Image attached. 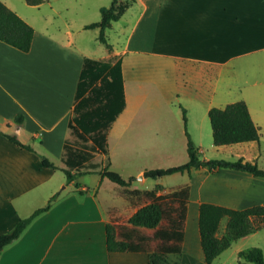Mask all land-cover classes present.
Wrapping results in <instances>:
<instances>
[{"label": "crops", "instance_id": "1", "mask_svg": "<svg viewBox=\"0 0 264 264\" xmlns=\"http://www.w3.org/2000/svg\"><path fill=\"white\" fill-rule=\"evenodd\" d=\"M42 4L29 6L40 9ZM136 7L139 12L130 26ZM15 12L35 33L27 52L0 41V131L15 135L31 150L0 134V235L13 231L19 220L46 206L55 194L57 198L18 239L0 250V264H152V253H162L163 264H184L187 258L206 264L199 229L201 204L233 209L264 206V177L234 169H193L184 172L191 177L189 183L166 188L159 182L154 197L148 193L156 187L140 188L131 182L124 187L121 204L102 205L100 187L91 192L78 178L66 183L63 145L71 136L69 123L86 57L112 65L121 60L126 106L107 132L104 155H111L113 162L128 160L136 147H142V157L160 155L166 151L158 147L181 142V132L187 139L183 109L209 117L211 108L226 106L229 102L221 100L226 90L219 91L220 83L235 75L254 79L242 90L238 87L239 99L247 103L262 138L264 79L255 76L264 71V0H132L108 28L116 34L112 49L105 47L98 57L84 42L82 32L90 23L82 22L77 30L67 24L51 32ZM31 18L37 22L35 13ZM19 115L21 124L15 121ZM246 143L251 145L237 150V159L257 162L254 146L260 143L239 144ZM43 158L55 168L44 166ZM145 170L138 173L144 182ZM103 182L100 179L99 185ZM186 187L190 197L181 243L151 240L158 231L169 230L163 220L156 228L129 223L141 207L161 203L166 194ZM126 190L130 198L124 195ZM172 220L179 218L174 215ZM107 225L115 228L118 240L131 238L136 248L109 251Z\"/></svg>", "mask_w": 264, "mask_h": 264}, {"label": "trees", "instance_id": "2", "mask_svg": "<svg viewBox=\"0 0 264 264\" xmlns=\"http://www.w3.org/2000/svg\"><path fill=\"white\" fill-rule=\"evenodd\" d=\"M46 0H26L30 5H39ZM119 0H113L109 7L101 9V20L90 23L85 29H99V41L109 50L112 49L106 35L111 22L117 21L124 13L125 7ZM35 29L15 11L10 9L0 0V41L11 45L23 52L30 50ZM126 106L124 80L122 76L121 60L114 65L110 62L86 57L83 61L75 104L70 118V138L63 145L62 162L67 183L87 173H100L102 178L129 187L132 180L124 179L118 172L108 167H100L95 162V155L108 153L107 132L111 124ZM185 133L188 139L187 152L189 160L181 165L167 169H148L143 176L157 179L174 173L191 172L193 169L207 168L210 171L220 169H234L248 172L257 177H264L262 169L256 161H247L244 158L236 160L226 159H200L199 148L194 144L188 129L185 109H183ZM209 119L212 128L213 144L217 147L228 146L245 142H258L261 140L260 128L252 119L247 103L243 100L229 103L224 107H213L209 110ZM19 124L23 122V115L15 118ZM10 142L20 148L31 150L29 145L23 144L15 135L0 131ZM46 167L55 168L48 159L43 158ZM81 190L82 185L75 183ZM159 189L156 187L148 195L154 197ZM189 188L186 187L172 194L181 208L178 222L172 221L170 230L158 231L151 240L164 243H181L183 233L181 225L185 219L186 205L189 203ZM55 194L42 208L35 210L29 217L19 220L13 231L0 235V250L18 239L30 223L41 213L47 211L54 200ZM165 215L162 203L154 201L138 209L129 219L133 226L156 228ZM227 217V233L219 237L218 230L222 219ZM264 227V206L254 205L245 209H233L211 203H202L199 208V229L201 246L206 264H213L215 259L231 247L238 239L246 237ZM144 241L146 239H139ZM107 247L109 251H126L135 249L132 239L118 240L116 230L112 225H107ZM246 263L264 264V252L260 248H252L240 252ZM152 264H163L165 257L162 253L150 255Z\"/></svg>", "mask_w": 264, "mask_h": 264}, {"label": "rangeland", "instance_id": "3", "mask_svg": "<svg viewBox=\"0 0 264 264\" xmlns=\"http://www.w3.org/2000/svg\"><path fill=\"white\" fill-rule=\"evenodd\" d=\"M2 1L4 3L7 2L10 4L14 8V11L16 10L20 12L22 16L28 18V20H30V22H32V24H34L37 28L44 30L48 28L49 31L55 32L58 28L64 29L67 24L71 25L72 29L77 30L82 22L91 23L100 21L101 9L103 7H109L113 0H46L41 5L40 9L29 6L26 0ZM131 1L132 0H125V2H121V8L125 7L126 10L127 5L129 2L131 4ZM29 11H31V13ZM32 12L37 15V22L33 21L31 18ZM138 12V7H136L130 13V26L135 22ZM82 33H84V42L91 50L96 51L95 56H101V51H104L106 46L99 41V35L97 34L96 30L88 29L84 30ZM107 39L109 43L116 41V34L114 33V30L108 29ZM232 77L233 78L230 79V81H223L220 83L219 91H221L222 87H224L223 89L226 90V94L222 95L223 97L221 98L223 102L233 103L232 101L238 100L240 98V89L242 90V87L250 84L254 80L252 76L249 75L241 77L235 75ZM255 77L259 80H263L264 71H262L260 74H257ZM238 87H240V89H238ZM229 88L231 92L228 91ZM183 114L184 113L182 112V116ZM185 115L188 121V132L195 137L192 138V140L199 148L200 159L236 160V151L243 149L245 145H251L246 143L233 146H224L226 148L221 146L217 147L213 144L212 130L208 115H202L201 113H191ZM181 136L183 137L181 142L177 140V143L173 145L166 144L167 146H159L158 148L166 151L160 155L150 154V157H142L140 153L142 147H136L134 152L128 153L130 154V158H128V160L125 158V160L113 162L111 155L104 156L100 154L97 156L96 162H98L101 167H108L110 170L118 172L124 179L132 180V183L140 188H154L157 186V184H159V182L162 183V185L166 188L180 186L190 182L191 177L189 174L174 173L159 177L157 179L146 178V182H144L141 180V175L138 173L142 168H145L146 170L167 169L186 163L189 159L187 152L188 139L185 138V134H182V132ZM168 143H170V141ZM254 152L257 154V162L259 166L264 169V133L260 144L254 146ZM63 177L66 178L65 175H63ZM100 179H102L100 173H87L78 177L77 181H79L81 184H84L86 187L91 188V192H93L94 189L96 190V187H100L99 189L102 205H109V202L121 204L123 201L122 198L124 197L122 195L124 187L110 181L108 178H103L104 182L100 186ZM71 188L72 186L68 187L66 190H64V192H68L71 190ZM124 195L130 198V192H127V190L124 192ZM161 203L165 209L162 225L163 227L169 228L170 230L172 228V218H174V215L175 217L179 218V215L181 214V208H176L174 205L180 204L178 201H175L172 198V194H166L163 196ZM226 226L227 217L221 221L218 230L219 237H222L227 233ZM133 235L137 236L135 232ZM145 238L150 239L148 237ZM256 247L262 249L264 252V227L250 234V236H247L246 239H238L234 241L230 248L222 252V254H220V256L215 259L213 264H255L248 262L246 263L244 257L240 256L239 251H248ZM167 252L169 254H173L174 250L169 248ZM184 264H199V262L187 258L185 259Z\"/></svg>", "mask_w": 264, "mask_h": 264}, {"label": "water", "instance_id": "4", "mask_svg": "<svg viewBox=\"0 0 264 264\" xmlns=\"http://www.w3.org/2000/svg\"><path fill=\"white\" fill-rule=\"evenodd\" d=\"M142 178V177H141Z\"/></svg>", "mask_w": 264, "mask_h": 264}]
</instances>
